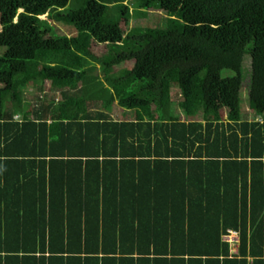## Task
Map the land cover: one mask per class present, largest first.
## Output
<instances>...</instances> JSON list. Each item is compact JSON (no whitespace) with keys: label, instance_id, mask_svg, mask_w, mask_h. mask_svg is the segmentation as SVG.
Wrapping results in <instances>:
<instances>
[{"label":"trees","instance_id":"obj_1","mask_svg":"<svg viewBox=\"0 0 264 264\" xmlns=\"http://www.w3.org/2000/svg\"><path fill=\"white\" fill-rule=\"evenodd\" d=\"M133 1L0 0V264H264V0ZM38 79L62 100L30 110Z\"/></svg>","mask_w":264,"mask_h":264},{"label":"rangeland","instance_id":"obj_2","mask_svg":"<svg viewBox=\"0 0 264 264\" xmlns=\"http://www.w3.org/2000/svg\"><path fill=\"white\" fill-rule=\"evenodd\" d=\"M99 1H105V2H118V1H125V0H99ZM126 5L130 6L131 9H134V1L133 0H126ZM71 7V8H70ZM69 7L70 10L73 9V6L71 4V6ZM67 9L65 11L66 15H64L65 17H68L67 15H70V10ZM21 12V11H20ZM1 17V16H0ZM41 19L46 20L48 19L47 16L42 17ZM168 19V16L163 13V12H159V11H150L149 12V17L148 19H144V18H138V17H132L128 20H125L122 22L121 24V29L124 32H129L131 29L135 28V27H148V26H153V24L155 23V25L157 24L156 27H160V28H164L166 27V21ZM55 30L57 32V34L62 35V36H68L71 40H74L77 32L75 30L74 27H71L68 23H64V22H55L52 21ZM155 27V26H154ZM2 24H1V19H0V32L2 31ZM98 29H103L102 31V36H106V34L108 32L112 33L108 35L107 38H109L110 41H119V39H121L122 35L117 34L116 32H114L113 30H111L108 27H98L96 30V35L98 36L100 34V30ZM108 31V32H106ZM98 41H95L94 46H93V52L96 56H101L103 54L106 53L107 51V46L105 43H103V39L102 38H98ZM5 52V49H0V55L2 53ZM251 61V59H250ZM134 66V62H130L127 63L126 65L122 66V67H118L115 70H113L110 74L108 75H104L102 76V79L104 81H106L108 78H120L121 77V73H122V69H132ZM100 67V66H99ZM102 70L99 69L98 72L100 73ZM97 72V74H98ZM57 76H55L56 79H63L61 77H68L69 76V72L67 71H63V72H59L56 74ZM100 75V74H99ZM230 76H234V74L232 72H228L226 71L223 74V77H230ZM66 85V83H63ZM60 85L58 82L55 81H45V80H41L38 79L36 80L33 84H31V86L29 87L27 94L24 97V101H25V105L26 107L28 106V104L32 107H30L29 109L32 110L36 105H38L40 103V101H46L48 100L49 102H58L59 100H62V94L60 91V87L58 86ZM108 85V84H107ZM80 86V85H79ZM65 88V87H64ZM66 89L68 88V85H66ZM46 92L48 94H46ZM242 95H243V99H244V106H243V111H244V116L245 117H251V110H250V105H249V100H248V90L247 87H245L242 91ZM45 96V99L43 100L41 97ZM172 97L174 101H179L181 100V95H180V90L178 88H173L172 90ZM58 100V101H57ZM99 106V105H98ZM102 109H105L107 111H109V113L111 114V117L114 119H142V120H150L151 116L150 115H145L142 111H136L135 113H124V109L118 104V102H107V103H102L101 104ZM100 107V106H99ZM97 107V108H99ZM28 108V107H27ZM101 108V107H100ZM96 109V108H94ZM20 118V117H19ZM182 119H186L185 116H182ZM201 119V117L198 118H190L189 120H199ZM247 119V118H246Z\"/></svg>","mask_w":264,"mask_h":264},{"label":"built area","instance_id":"obj_3","mask_svg":"<svg viewBox=\"0 0 264 264\" xmlns=\"http://www.w3.org/2000/svg\"><path fill=\"white\" fill-rule=\"evenodd\" d=\"M223 241L225 243L229 244L230 247H231V249L235 250L236 253L238 252V247H239V244H240L239 233H237L235 231H232V230L231 231H228V233H226L223 236Z\"/></svg>","mask_w":264,"mask_h":264},{"label":"crops","instance_id":"obj_4","mask_svg":"<svg viewBox=\"0 0 264 264\" xmlns=\"http://www.w3.org/2000/svg\"><path fill=\"white\" fill-rule=\"evenodd\" d=\"M121 67H122V66H121ZM114 70H115V69H114ZM124 70H126V69H122V72H124ZM98 74H100L101 78H102V76H104V75H108V74H103L102 71H101L100 73L98 72ZM109 74H110V73H109ZM46 94H48V93L46 92ZM41 98H42V99H45V96H42ZM59 102H60V101H59ZM57 103H58V102H57ZM126 112H127V113H128V112H129V113H132V112H130V111L125 110L123 114L125 115ZM108 113H109V111H108ZM133 113H135V112H133ZM182 116H183V115H182ZM124 119H126V120H134V119H127V118H124ZM135 121L138 122V121H146V120H142V119L140 120V119L138 118V119H135ZM229 231H231V230H229ZM232 231H235V230H232ZM235 232H237V231H235ZM227 233H228V232H227ZM237 233H239V232H237ZM224 235H225V234H224ZM239 237H240V234H239ZM229 246H230V245H229ZM239 247H240V244H239ZM239 247H238V252H237V253H236L235 250L231 249V247H230V250H231L230 253H231V256H232V257L237 256V255L239 254Z\"/></svg>","mask_w":264,"mask_h":264},{"label":"clouds","instance_id":"obj_5","mask_svg":"<svg viewBox=\"0 0 264 264\" xmlns=\"http://www.w3.org/2000/svg\"><path fill=\"white\" fill-rule=\"evenodd\" d=\"M21 12H23V11H21Z\"/></svg>","mask_w":264,"mask_h":264}]
</instances>
